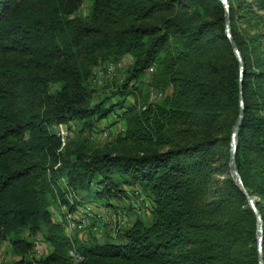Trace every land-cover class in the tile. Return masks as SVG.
I'll list each match as a JSON object with an SVG mask.
<instances>
[{
	"label": "trees",
	"instance_id": "obj_1",
	"mask_svg": "<svg viewBox=\"0 0 264 264\" xmlns=\"http://www.w3.org/2000/svg\"><path fill=\"white\" fill-rule=\"evenodd\" d=\"M85 1L0 0V233L20 255L33 248L23 232L39 233L50 252L38 264H258L257 220L228 166L240 85L222 4L88 0L83 18ZM227 1L244 63L236 166L264 230V0ZM124 55L117 102L92 104L93 68ZM155 64L151 89L170 94L126 105ZM115 109L125 130L99 148L89 131ZM74 124L63 143L55 129ZM124 188L148 198L151 221L134 218L120 243L71 238L66 215L53 220L52 206L72 212Z\"/></svg>",
	"mask_w": 264,
	"mask_h": 264
},
{
	"label": "rangeland",
	"instance_id": "obj_2",
	"mask_svg": "<svg viewBox=\"0 0 264 264\" xmlns=\"http://www.w3.org/2000/svg\"><path fill=\"white\" fill-rule=\"evenodd\" d=\"M90 9L91 2L87 0L80 6L78 15L83 18H88ZM120 59L121 66L117 64L119 60L117 59L101 63L93 68L91 76L87 81V87L94 92L92 104H96L104 98H109L106 101L105 106H111L117 102V98L120 96H115L114 94H116L125 82L126 71L132 63L130 55H124ZM152 67V72L148 73V71H146L144 75L134 84V92L125 99L126 105L136 103L137 106H140L143 100L151 103L160 102L165 95L170 94V90H166L162 93L155 89L157 94H161L160 97H150L149 91L152 88L151 83L159 70V67L156 64ZM121 112L122 110L115 109L106 118L94 122L92 130L89 131V138L95 146L99 148H117L116 138L123 134L126 127L124 119L118 117ZM65 130L70 133L69 137H73L74 135L79 134L80 127L77 124H74L72 127L61 126L55 129V132L61 138V133ZM62 142L64 143L65 141ZM119 146L122 147V144ZM214 176L215 178L217 177L222 179L224 176V168L219 170L216 175L214 174ZM124 190L126 192V197L121 196L118 199L106 200L105 198L89 196L88 198H92L91 201L84 203L83 206L77 207L72 212H68L65 207L57 208L52 206L50 210L53 213V220L55 222H60L62 221V217L60 216L61 214H77L76 212L81 209H89L93 213V218L90 219V223L87 228L83 232L76 234L74 232L67 234L65 231L66 234L71 238H79L83 241L90 240L103 243L108 240L114 243H120L121 240H119L117 232L127 228L134 218H141L147 224L151 221V206L149 207L145 204L147 202L149 203L148 198L143 194L137 195V199L141 200L142 206L139 210L138 206L134 207V200L136 199L134 191L131 188H124ZM129 194L133 195L132 198ZM70 197L72 196H69L68 199H70ZM106 201H108V203ZM108 204H111V206H108ZM76 216H79V214ZM97 216H100L103 220L102 223H104L99 234L96 228H99L101 222L100 220H97ZM10 238V236L0 233V264H38L37 261L48 255L50 252V248L43 242L42 236L39 233L33 234L28 231L23 232L22 239H25L33 244L32 250L24 255H20L13 250ZM36 246H39L40 252L33 254Z\"/></svg>",
	"mask_w": 264,
	"mask_h": 264
},
{
	"label": "water",
	"instance_id": "obj_3",
	"mask_svg": "<svg viewBox=\"0 0 264 264\" xmlns=\"http://www.w3.org/2000/svg\"><path fill=\"white\" fill-rule=\"evenodd\" d=\"M222 4L224 10H225V36L229 41V44L231 46V49L233 53L235 54V57L237 59L238 65H239V114L235 121V124L233 126L232 132H231V138H230V145H229V172L232 180L234 183L239 187L241 192L243 193L246 202L249 206V208L252 210V212L255 215V218L257 220V251H258V264H263V236H264V230H263V223L262 218L256 208V199L249 195L247 190L244 188L241 176L239 175V172L237 170L236 166V150H237V137L240 131V127L242 124L243 116H244V108H243V98H242V82H243V72H244V63L241 58L240 52L237 49L232 36H231V29H230V13H229V3L227 0H219Z\"/></svg>",
	"mask_w": 264,
	"mask_h": 264
},
{
	"label": "built area",
	"instance_id": "obj_4",
	"mask_svg": "<svg viewBox=\"0 0 264 264\" xmlns=\"http://www.w3.org/2000/svg\"><path fill=\"white\" fill-rule=\"evenodd\" d=\"M120 63H121V59L118 60L117 64L119 66H121ZM120 68H122V67H120ZM152 71H153V67L148 69V73L152 72ZM149 94H150L151 98H154L156 96L160 97V95H161V94H157L156 91L153 89H151L149 91ZM63 132L61 133V138H62V141H65L70 136V133L66 130ZM133 191H134V195L136 196V199L134 200V203H135L134 207L138 206V209L140 210L142 207L141 206V200L137 199V195H139L140 193L136 190H133ZM129 196L132 198L133 195L129 194ZM145 204H146V206H149V207L151 206L150 202L149 203L147 202ZM76 213L79 214V216H76L77 214H70V213H67V215H66V223H65L64 228H65V231L67 232V234L72 233V232H74L75 234L83 232L87 228V226L89 225L90 219L93 218V213L89 209H86V208L81 209V210L77 211ZM96 218H97V220H100V222H101L99 228H96V230L98 231V234H99L102 230L101 227H103L104 223H102L103 220L101 219L100 216H97ZM37 252H40L39 246L35 247L33 254H35ZM70 255H73V253L70 252Z\"/></svg>",
	"mask_w": 264,
	"mask_h": 264
}]
</instances>
